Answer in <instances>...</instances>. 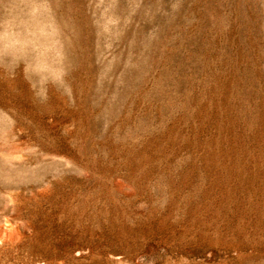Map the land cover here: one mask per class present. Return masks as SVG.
<instances>
[{
	"label": "rangeland",
	"instance_id": "rangeland-1",
	"mask_svg": "<svg viewBox=\"0 0 264 264\" xmlns=\"http://www.w3.org/2000/svg\"><path fill=\"white\" fill-rule=\"evenodd\" d=\"M0 264H264V0H0Z\"/></svg>",
	"mask_w": 264,
	"mask_h": 264
}]
</instances>
